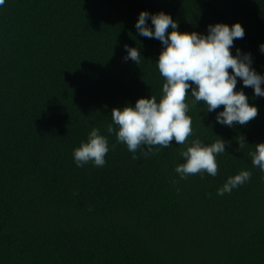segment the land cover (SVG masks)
<instances>
[{
    "label": "trees",
    "instance_id": "trees-1",
    "mask_svg": "<svg viewBox=\"0 0 264 264\" xmlns=\"http://www.w3.org/2000/svg\"><path fill=\"white\" fill-rule=\"evenodd\" d=\"M141 10L164 11L186 32L239 22L245 35L232 52L251 53L264 74V0H5L0 264H264V172L249 154L264 142V97L238 81L258 115L232 128L186 98L193 130L186 143L229 142L215 177L181 179L174 168L184 145L174 140L147 156L142 146L133 159L106 131L112 108L162 94L155 63L162 45L136 33ZM124 45L140 50L138 65L122 59ZM93 127L108 138L106 164L77 167L72 151ZM242 170L249 181L217 195Z\"/></svg>",
    "mask_w": 264,
    "mask_h": 264
},
{
    "label": "clouds",
    "instance_id": "clouds-1",
    "mask_svg": "<svg viewBox=\"0 0 264 264\" xmlns=\"http://www.w3.org/2000/svg\"><path fill=\"white\" fill-rule=\"evenodd\" d=\"M4 3L5 0H0V6ZM134 28L139 36L156 39L162 45L155 61L164 78L162 94L159 100L156 96L141 97L134 105L112 108V124L107 126V133L114 135L117 143L126 145L133 159L137 158L135 153L142 146L147 147L142 153L147 156L154 146L167 148L174 140L184 145L179 153L183 162L174 168L181 179L205 172L215 177L218 173L216 156L226 152L229 142L220 138L211 144L199 139L186 143L193 135L186 98H192V107L203 102L207 112L215 113L216 123L229 128L247 125L257 117L258 108L249 103L250 98L242 88L237 89L239 81L243 88L252 89L253 97H264V74L252 66L251 53L239 48H235V54L232 52L234 41L244 38V28L239 22L230 26L217 22L207 25L206 33L179 31L177 21L170 14L146 10L139 12ZM258 47L264 54V42ZM124 51L126 55L122 59L125 62L140 63L142 56L138 48L124 45ZM220 106L223 109L217 111ZM108 152V138L93 127L86 141L73 149V162L77 167L88 163L103 167ZM249 154L252 165L264 172V142L255 144V150ZM251 175L250 171L242 170L229 176L217 189V195L231 193L249 181Z\"/></svg>",
    "mask_w": 264,
    "mask_h": 264
}]
</instances>
